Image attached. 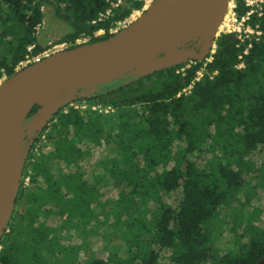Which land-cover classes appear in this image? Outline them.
<instances>
[{
  "label": "trees",
  "instance_id": "obj_1",
  "mask_svg": "<svg viewBox=\"0 0 264 264\" xmlns=\"http://www.w3.org/2000/svg\"><path fill=\"white\" fill-rule=\"evenodd\" d=\"M142 5L143 0L117 6L111 0H0V79L48 46L38 37L45 6L68 24L54 41L71 48L81 44L75 42L79 37L91 42L111 36L109 28ZM260 5L246 20L253 33L242 39L221 32L209 60L129 73L72 101L85 107L70 102L59 108L27 141L17 198L0 238V264H50L54 257L58 264H254L263 257L264 228L244 212L262 182L247 188L244 178L256 169L251 157L264 151V0ZM248 10L239 0L237 16ZM99 29L105 33L96 35ZM39 109L35 104L26 120ZM41 141L51 143L48 154L35 153ZM96 148L104 153L88 176L82 162ZM100 184L118 189L112 213L102 214ZM160 192L180 196L169 205ZM150 194L155 205L146 216L138 199ZM221 208L232 212L233 229L242 226L232 240L238 247L222 254L212 226ZM40 213L60 223H37ZM70 229L79 244L60 241ZM100 234L122 240L106 258L90 248V238ZM79 251L82 263L76 260Z\"/></svg>",
  "mask_w": 264,
  "mask_h": 264
},
{
  "label": "water",
  "instance_id": "obj_2",
  "mask_svg": "<svg viewBox=\"0 0 264 264\" xmlns=\"http://www.w3.org/2000/svg\"><path fill=\"white\" fill-rule=\"evenodd\" d=\"M228 0H154L128 27L97 41L63 49L15 71L0 83V238L12 214L33 137L62 106L95 93L132 71L203 60L208 50L180 49L184 35L217 38ZM213 43V45H214ZM165 53L164 55H161ZM40 105L26 121L31 108ZM254 264H264V256Z\"/></svg>",
  "mask_w": 264,
  "mask_h": 264
},
{
  "label": "rangeland",
  "instance_id": "obj_3",
  "mask_svg": "<svg viewBox=\"0 0 264 264\" xmlns=\"http://www.w3.org/2000/svg\"><path fill=\"white\" fill-rule=\"evenodd\" d=\"M153 1L154 0H149L146 8H148ZM221 25L222 24H220L218 28L217 36L220 34L219 31L222 28ZM67 32H68V24L64 22L63 20H60L54 16L53 9L51 6H45L44 7V21L38 30V37H39L40 43L43 46L46 44L49 45V43L50 44L57 43L54 40H57L58 38L66 34ZM83 41L84 40L82 39V42ZM134 72L135 71H132L131 73H134ZM4 79L5 78H2L0 80V83ZM77 105H81V104H77ZM32 138L33 137H27L25 139V141L22 143V146L20 148L21 152H24L25 148L27 149V145H26L27 141H29L28 143L32 142ZM51 149H52L51 143H46V142L41 141L40 143L36 144L35 153L36 154L38 153L48 154L51 151ZM102 153H104V151H102L100 148H96V150L92 152V155L90 157L83 160L82 163L84 164V168L88 176L92 175L93 169L98 170V167L96 166V162L98 158L101 157ZM203 156L205 155L202 154L200 157L202 158ZM189 158H192V156H190ZM251 159L254 161V166L256 169L244 175V178L248 182V185L246 186L248 188L254 185L258 181L259 182L262 181V182L257 184V187L255 189L256 195L251 196V200L247 203L244 212L249 216V220H250L249 222H251L254 225H258L261 228H264V151L256 154L255 156H252ZM25 180H26L25 184H27L28 178H26ZM99 187H100V191L102 192V197L100 198L101 207L104 206V209H102V214L114 212V209H113L114 199L117 196L118 189L112 184H100ZM153 196L155 195L150 194L144 200L138 199V207L141 211L144 212L146 216L148 214V210L152 209L155 205V201H154L155 199L153 198ZM157 196L164 203L169 204V205H174L177 202L180 195H179V192H170V193L160 192L158 193ZM238 196L241 198V200L242 198L244 199V193H241ZM18 209L21 210V208H18ZM109 209H112V210H109ZM232 217H233V214L230 210H227L226 208H221L219 213L216 215V218L212 221V226L214 229L213 240H214L215 245L220 250L219 252L221 254L227 252L229 249H236L238 247V245H235V246L233 245L232 240L235 235L234 233L240 232L242 230V226H236L233 229ZM41 222H44L51 226H57L60 223V219L52 215L49 216L48 218H44L43 214L40 213L39 216L37 217V223H41ZM243 224H246L245 220L243 221ZM244 239L245 238H243V240ZM60 241L66 245H76V244H79L81 240L80 238H78L75 230L70 229L69 232L63 231L60 237ZM120 241L122 240L117 239V238H113L111 239V241H107V239L103 238L102 235L100 234V235L93 236L90 238V243H91L90 248L93 250L94 252L93 255L95 257L106 258L108 251H116L117 249L116 246H118V244L116 243H119ZM165 254H166V251H162L160 253L161 256L166 257ZM119 255L126 256V253H124L121 250ZM84 256L85 255L82 253V251H79L77 258H76L77 262L82 263V259L85 258ZM162 261L167 262L166 259H162ZM60 262L61 260L58 257L49 259L50 264H58Z\"/></svg>",
  "mask_w": 264,
  "mask_h": 264
},
{
  "label": "built area",
  "instance_id": "obj_4",
  "mask_svg": "<svg viewBox=\"0 0 264 264\" xmlns=\"http://www.w3.org/2000/svg\"><path fill=\"white\" fill-rule=\"evenodd\" d=\"M122 1L123 0H111V3H112V6H117L118 4L122 3ZM240 1H242L245 6H248L249 10L243 16L238 17L237 16V3L239 2V0H228L227 7H226V13L221 23L222 28L219 32L220 33L221 32H227V33L234 32V33H237L239 38L244 39L245 37H248L249 34L253 33V29L246 23V20L248 19L249 15L253 11H259L261 9L260 4L262 0H240ZM148 2L149 0H143V5L141 9L134 10L128 17H126L125 19L121 21L116 22L113 26L109 28L108 32L110 34H114L128 27L133 21L137 19L140 13L144 11V9H146ZM109 12H110V9H107L105 14H108ZM101 16H103V14H101L100 17ZM104 33H105L104 29H99L96 32V35H102ZM256 33H260V32L257 31ZM82 39L84 40L83 42L87 41L86 37H79L75 40V42L78 44L83 43ZM68 45L69 44L65 41L57 42L54 44L49 43V45L44 50H42L40 53L36 55H26V57L17 64L16 71L30 63L37 62L46 56L59 52L63 49H66ZM28 49H30V47ZM214 49H215V43L212 46V50L210 54L208 55L207 60L211 58V55L214 52ZM181 70H184V68L182 67ZM2 78H5V77H2ZM70 104H73L74 107L78 106L74 102H71ZM81 107H85V103L82 104ZM95 108H96L95 106H92V109H95ZM108 110H109L108 107L104 108V111H108Z\"/></svg>",
  "mask_w": 264,
  "mask_h": 264
},
{
  "label": "flooded vegetation",
  "instance_id": "obj_5",
  "mask_svg": "<svg viewBox=\"0 0 264 264\" xmlns=\"http://www.w3.org/2000/svg\"><path fill=\"white\" fill-rule=\"evenodd\" d=\"M223 19V18H222ZM181 45L179 46L180 49L193 51L196 53L205 52L208 50V53L205 55V58L210 54L212 50V46L214 43V40L211 41V44L208 45V41L204 42L203 40H199V36H188L187 34L184 35L182 39L179 41ZM165 53H162L161 55H164ZM29 120V119H28ZM27 121V120H26Z\"/></svg>",
  "mask_w": 264,
  "mask_h": 264
}]
</instances>
